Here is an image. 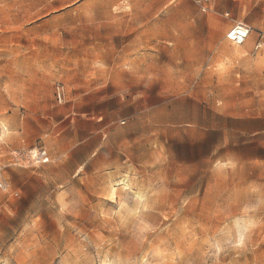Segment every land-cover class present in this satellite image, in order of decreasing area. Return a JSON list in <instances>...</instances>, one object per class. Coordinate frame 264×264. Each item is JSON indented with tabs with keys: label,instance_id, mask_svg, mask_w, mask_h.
<instances>
[{
	"label": "rangeland",
	"instance_id": "374dc122",
	"mask_svg": "<svg viewBox=\"0 0 264 264\" xmlns=\"http://www.w3.org/2000/svg\"><path fill=\"white\" fill-rule=\"evenodd\" d=\"M59 5L0 2V264H264V46L178 49L203 4Z\"/></svg>",
	"mask_w": 264,
	"mask_h": 264
},
{
	"label": "crops",
	"instance_id": "0c3cea01",
	"mask_svg": "<svg viewBox=\"0 0 264 264\" xmlns=\"http://www.w3.org/2000/svg\"><path fill=\"white\" fill-rule=\"evenodd\" d=\"M38 3H57L64 10L76 11L78 7L98 0H32ZM167 1V0H166ZM182 3L203 4L202 10L205 11V26L197 28L195 26L181 27L178 30V37L174 44L181 48H193L194 45L204 42L205 44H222L232 51L242 53L240 62L248 63L250 56L261 54L264 46V0H181ZM1 2V0H0ZM41 16V15H38ZM242 26L248 30V35L241 45L229 43L227 36L236 27ZM197 31H203L210 40H198ZM216 47L212 46V50ZM230 59V58H229ZM258 58H256V61ZM237 61V60H233ZM252 141L256 148H264V126H258L252 130ZM260 153V152H259ZM261 161V158L258 157Z\"/></svg>",
	"mask_w": 264,
	"mask_h": 264
},
{
	"label": "built area",
	"instance_id": "2783aa9c",
	"mask_svg": "<svg viewBox=\"0 0 264 264\" xmlns=\"http://www.w3.org/2000/svg\"><path fill=\"white\" fill-rule=\"evenodd\" d=\"M241 27L240 25L236 26L228 35V39L231 43H233L234 45H241L247 35H248V30H245L243 33L240 31L241 30ZM57 90V94H58V97H59V88H56ZM30 157L31 159H34V158H39L38 160L41 162V163H46L48 162V157L46 156V152L45 151H42L40 154H34V155H31L30 154ZM4 186H3V182L2 180L0 179V189H2Z\"/></svg>",
	"mask_w": 264,
	"mask_h": 264
},
{
	"label": "clouds",
	"instance_id": "9594fccd",
	"mask_svg": "<svg viewBox=\"0 0 264 264\" xmlns=\"http://www.w3.org/2000/svg\"><path fill=\"white\" fill-rule=\"evenodd\" d=\"M244 245V237L243 236H240L238 239H237V241H236V243H235V247H242Z\"/></svg>",
	"mask_w": 264,
	"mask_h": 264
},
{
	"label": "bare ground",
	"instance_id": "6f19581e",
	"mask_svg": "<svg viewBox=\"0 0 264 264\" xmlns=\"http://www.w3.org/2000/svg\"><path fill=\"white\" fill-rule=\"evenodd\" d=\"M240 31L243 33L245 30L241 28V30H240Z\"/></svg>",
	"mask_w": 264,
	"mask_h": 264
}]
</instances>
